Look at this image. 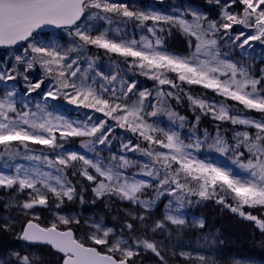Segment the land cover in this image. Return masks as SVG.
I'll return each instance as SVG.
<instances>
[{
	"label": "trees",
	"instance_id": "16d2710c",
	"mask_svg": "<svg viewBox=\"0 0 264 264\" xmlns=\"http://www.w3.org/2000/svg\"><path fill=\"white\" fill-rule=\"evenodd\" d=\"M191 1L193 2H190V0H109L110 3L125 4L130 11L143 12L148 15L149 9H160L165 13L173 14L171 15L173 17L177 16L178 13L174 12L177 10H182L186 17L190 16L189 10L184 9V5L192 7V3H194L193 10L196 14L206 18L201 22H221V9L224 0H221L220 4H217L216 0ZM242 10V5H233L231 8L233 13H242ZM94 13L97 15H93ZM101 14L108 15L112 19L114 30L124 39H136L138 35H151V37L160 41V45L166 51L179 55H188L195 48L196 39L184 32L179 25L163 21L153 22L151 20L141 24L136 18L103 13L98 9L86 11L83 18L84 25L81 27L84 28L87 24L91 28L88 33L93 36L98 35L102 23L98 24L96 20L99 19ZM75 27L34 35L30 42H26L19 47L0 50V73L4 77L8 75L15 77L14 80L0 79V92L2 93L7 85L13 89L16 95L32 101L39 99L48 103L59 113L75 116L81 115L83 111L92 112L96 125L100 121H105L104 127L95 136L91 137L68 136L61 138L60 133L55 132L57 145L55 147L28 141V147L25 148L18 141H13L11 149L6 152L4 146L0 145V153H2L0 162L11 167L12 165L25 166L29 161H38L41 164H48L47 161H52L51 167L62 177L64 183L73 187L75 191L71 200L63 197L59 202H48L47 205L56 204L55 210L59 213H75L78 221V223L72 221L69 225L57 222L58 228H71L76 238L84 241L86 245H94L88 239L90 226L86 224V221L93 217H99L137 252V255L130 258V264H190V260L182 257L176 251L166 248V245L170 239L176 242L191 243L205 232H213L220 241L221 248L228 254L252 261L264 262V232L255 221L248 220L246 217L240 216L239 213L232 212L231 208L226 205L235 206L236 202L230 194H225L219 187L217 188V194L208 199H201L198 195L177 189L182 197L179 204L185 223L176 225L167 220L165 201L171 196L178 197L169 194L170 189L174 188L175 184L160 185V180L164 179L167 174L163 161L157 162L155 159L156 152L149 148L148 142L139 132H132L127 125L123 128L120 127L115 119L106 116L95 108L85 107L83 104L69 103L64 93H68L69 96L75 93L71 88L58 91L59 81L57 75L58 72L64 71L65 78L69 83H76L78 86L83 84L97 89L100 97L108 100L112 106L118 103L132 106L137 99L140 100V92H146L147 95L143 99L140 115L143 118L153 120L154 123H163L164 127L170 132H175L178 135L183 144H192L193 139L197 138L201 139V146L205 151H208L205 149L208 146L214 147L218 152H222L218 150L219 147H224L226 151H223V153L226 155L229 154L231 149H234L235 152L239 149L242 151L243 144L237 148L238 142L232 139L229 134L230 130L237 127L236 125L229 120L215 119L213 112H210L207 107L202 109L189 99V97L197 98L198 96L208 99V95H214L213 89L205 88L202 84H189L186 81H181L178 76L170 71H164V79H170L173 83L161 85L158 80L152 78L154 74L148 73L145 75L144 72L147 70H142L138 66L139 61L134 60L132 57H124L118 53L108 52L106 49L94 45L72 48L71 43L72 39L75 38ZM149 28H153V31L149 32ZM240 32H244L246 36L255 34L253 29L245 28L243 25H234L227 35H225V30L221 28L212 36L218 42L215 49L234 62L243 65L254 78L260 79L261 70L264 69V41H250L248 45L241 48L240 44L243 43V38L240 41L235 39ZM29 44L51 46L61 51V53H67L65 61L62 62L64 67L53 66V72L47 74L38 60L33 63L31 68L27 67L26 62L17 63V56H24L27 53V59H32L38 55L32 52ZM78 52L83 53V56L90 60L88 68L82 65ZM73 61H75V64L71 70H68L66 65L71 64ZM72 71L77 73L75 77L71 76L70 72ZM88 72H94L96 75L94 84L88 78ZM40 81H43L41 87L29 93L27 90L29 85ZM130 84L134 85V88L131 92H128V85ZM173 84L175 87H173ZM258 88L264 89V83L258 85ZM48 91H52L55 98L45 97L44 93ZM125 92H128L127 97L123 95ZM168 93H172V95H168ZM225 104L230 114L251 115L264 120V114L246 109L237 101L226 98ZM152 112L156 114L154 116L148 115ZM117 114L123 115V111L114 113V115ZM181 117L183 120L180 119ZM241 129L248 131L253 138L258 131L252 127ZM101 133L104 135H101ZM119 136L123 139L122 142L117 141L116 138ZM218 137L225 143L217 146L215 141ZM94 138L96 139V146L93 153L99 157V160L111 163L126 175L147 173L145 161L152 163L153 175L150 178V183L146 184L148 186L138 193V199L154 201L152 207H143L138 202L123 199L119 195L110 192L97 197L93 192V188L100 183L101 178L90 165H85L80 160L70 161L67 166L57 163V159L53 155L56 148H79ZM101 139L104 141L103 143H100ZM240 140H243V138ZM144 150L151 151L153 155H147ZM37 156L40 157L39 160L31 158ZM44 157H47V160ZM121 157L128 161L126 165ZM249 158H251V155L246 153L240 156L241 160H249ZM178 167L179 165L173 162L171 171L174 173ZM85 170L90 175H94L96 180L89 181L86 176L82 175L81 173ZM179 182L181 184L187 183L190 187H198L195 181L191 180L190 177H186L182 172L179 175ZM27 193L28 190H21L18 184L10 188L0 187V196L9 194L21 200L28 198ZM161 193H163V196L160 198ZM221 195L225 196V203L223 204L218 203ZM33 210L37 212V217H31L18 205H11L6 212L8 219H5L1 216L3 209L0 205V257L10 255L4 264H21L16 255H11L14 253H18L20 257L28 256L30 264H61L62 257L52 251L50 247H29L20 241L18 233L28 219L33 218L42 226H48L53 220L57 221L50 206H39L33 208ZM243 210L257 216L259 219H264L260 206H244ZM195 220H200L203 226H197ZM157 222L160 223V227H157ZM6 224L8 225L7 228L5 227ZM129 224L132 225L131 229L127 227ZM137 239H147L155 243L160 256L143 248L142 245L137 247L133 243ZM94 246L98 250L104 251L102 246Z\"/></svg>",
	"mask_w": 264,
	"mask_h": 264
},
{
	"label": "snow or ice",
	"instance_id": "6c2138e0",
	"mask_svg": "<svg viewBox=\"0 0 264 264\" xmlns=\"http://www.w3.org/2000/svg\"><path fill=\"white\" fill-rule=\"evenodd\" d=\"M216 3L220 4L221 0H216ZM233 5H242V13H233L231 11ZM91 9H98L103 13L122 15L127 18H136L141 24L151 20L153 22L163 21L179 25L184 32L195 37L196 54L203 52L208 59L200 60L198 64H193L189 58H181L156 50L151 44L144 45L141 48L137 46L136 41L129 43L117 42L108 38L105 32H100L99 35L93 36L88 31L82 30L81 27H76L74 35L79 37V41L82 42L79 45L80 48H83L84 45H95L106 49L108 52L118 53L124 57H132L134 60L139 61L138 66L142 70H148L144 72L145 75L148 72H152L154 74L152 78L158 80L161 85L173 83L170 79L161 78V70L170 71L176 73L181 81H186L189 84H202L205 88L214 89L225 97L238 101L246 109H254L264 114V89L258 88V85L264 83V69L261 70V78L257 79L245 67H238L236 63L227 60H219L218 53L214 51L218 43L217 39L209 38L214 36L221 28L225 30V35H227L234 25H243L245 28L253 29L255 34L246 36L244 32H240L235 39L240 41L243 38V43L240 44L241 48L248 45L250 41H264V0H224L221 9V22L207 21L206 28L201 23L206 18L196 13H193V22L189 23L179 17L147 15L143 12L130 11L125 4L110 3L109 0H0V45H15L18 41H27L33 37L35 30L41 28L42 25L76 26L86 11ZM93 15L97 14L94 13ZM100 18L105 19L106 17ZM148 31L152 32L153 28H149ZM156 43L159 45L160 41L157 40ZM29 47L34 54L38 55L32 59H27V53L24 56H17V63L26 62L27 67L31 68L33 63L38 60L47 74L53 72V66L64 67L62 62L65 61L67 53H61V51L51 46L29 44ZM74 64L75 61L67 64L66 68L71 70ZM70 74L73 77L77 75L75 71L70 72ZM222 76L227 78L221 79L220 77ZM0 79L14 80L15 77L12 75L4 77L0 73ZM57 79L59 81L58 91L66 88H71L74 91L75 94L72 96L64 93L69 103L83 104L85 107L95 108L106 116L115 119L120 127L123 128L127 125L132 132H139L149 143L160 144L163 148L169 150L167 154L156 152L155 159L157 162L162 160L164 168L167 170L165 178L160 180V185L175 184V187L170 189V195H177L178 199H181L182 197L177 192V189H181L190 194L198 195L201 199H208L217 194V188L219 187L225 194H230L236 202L235 206H226L230 207L232 212L239 213L240 216L255 221L262 232H264V219H259L257 216L246 213L243 210L244 206H264V120L241 119L238 116L230 115L229 110L223 106L220 107L218 114L213 111V115L218 120H230L234 125H253L258 130L254 138L248 131L238 132L234 136V139L238 141L236 147L239 148L243 144L249 153L252 154L247 164H240L241 168L249 172V176L241 178L222 167L195 160L194 158L189 159V154L185 151V148L191 147V145H184L175 132H163V130H158L146 124L140 115L142 107L135 105L129 107L126 104L122 105L119 103L112 106L108 100L97 96L91 87L69 83L65 78L64 71L58 72ZM42 83L43 81L30 84L27 89L28 92L31 93L40 88ZM173 87H175L174 84ZM133 88L134 85H128V92H131ZM128 92L123 95L127 97ZM146 95V92H140L141 105ZM168 95H172V93H168ZM44 96L55 98V94L52 91L45 92ZM189 99L193 104H199L202 109L206 107L202 100L192 97H189ZM37 108L43 113V109L39 105H37ZM121 110L124 115H114V113ZM13 113L15 116L11 115ZM155 114V112H152L148 115L154 116ZM180 119L183 120L182 117ZM136 121H139V123H136ZM104 124L105 121H100L98 125H94L91 128H87V126L81 128L73 127L70 122L65 121L63 125H57L46 115L38 117L35 112H19L15 106L12 92H8L3 99H0V145L4 146L6 152L11 149L13 141H18L25 148L28 147V141L55 147L57 145L54 133L59 131L61 127L65 129V131H60L61 138L68 136H95L104 127ZM157 131H160L166 137L167 143L164 140L155 139L150 134ZM101 135L104 134L101 133ZM240 137H243V140H240ZM103 142L101 139L100 143ZM215 143L219 146L224 144L225 141L218 137ZM218 150L226 151L224 147H219ZM144 151L149 156L153 155L151 151ZM31 158L40 159L38 156ZM44 159L47 160V157H44ZM77 160L95 168L100 176L105 177L110 182L105 184L101 181L93 188V192L97 197L110 192L119 195L123 199L137 202L138 193L148 186L143 180L133 182L124 180L121 182L119 173L114 172L113 168L110 167L105 170L99 164H95L75 152L69 153L67 158L58 157L57 163L67 166L70 161ZM121 160H123L125 165L128 163L123 157H121ZM47 162L50 166L53 164L52 161ZM173 162L179 165L174 173L171 171ZM21 171L18 167L17 175L0 174V186L10 188L18 184L21 190L32 189L34 195L30 193V199L22 205L23 209H33L35 205L48 204L47 193L43 192L42 188L47 189V192L52 193L57 198L67 197L69 200L73 198L75 189L62 183L61 176L51 177L59 185L58 188L49 183V175L47 173L42 174L37 170H32L31 172L23 170L21 174ZM181 172L195 181L198 187H190L187 183L181 184L179 182ZM81 174L86 176L89 181L96 180V177L90 175L87 170ZM147 174L149 176L153 175L151 171ZM38 185L41 187H38ZM140 203L144 202L140 201ZM218 203H225L224 195L220 196ZM145 206L147 207L148 205L145 204ZM166 219L176 225L185 223L184 220L177 219L171 215L167 216ZM59 220L63 225H69L72 222L63 216L59 217ZM160 226V223L157 222V227ZM201 226H203L202 223ZM5 227L7 228L8 225L6 224ZM94 227L96 228V233L90 235L88 239L96 246H104L107 249L106 252L98 250L95 246H86L84 241L74 238L71 228L61 231L56 223H53L51 227L42 228L29 220L23 227L19 238L24 241L44 242L51 245L59 253H63V264H130V258L137 255L132 246L121 239L111 240L110 233L113 232V229L105 228L102 230V234H99L101 233V226L97 224ZM127 227L131 229L132 225L129 224ZM133 243L137 247L142 245L143 248L151 250L157 256H160L157 245L147 239H137ZM117 253H119V257H117ZM14 255L21 261V264H30L28 256L20 257L18 253H14ZM181 255L187 254L182 253ZM161 259L163 258L161 257ZM199 259L207 264L203 256L199 257Z\"/></svg>",
	"mask_w": 264,
	"mask_h": 264
},
{
	"label": "rangeland",
	"instance_id": "374dc122",
	"mask_svg": "<svg viewBox=\"0 0 264 264\" xmlns=\"http://www.w3.org/2000/svg\"><path fill=\"white\" fill-rule=\"evenodd\" d=\"M148 14L149 15L155 14V15H160V16H171V14L165 13L159 9H149ZM182 14H184V13L182 12L181 14H177L176 17H179L180 19H185L189 23L193 22V19H194L193 13H191L192 15L189 17H185ZM100 17H106V18L101 19ZM100 17H99V19L96 20L97 23H99V24L102 23L100 30H99V33L105 32L106 35L108 36V38L114 39L117 42L123 41L125 43L136 41L137 46H139L141 48L144 45L151 44L154 49L159 50V51H163V52H167V51L163 50V48L160 46V44L157 45V43H156L157 40L155 38H150V37H147L145 35H138L137 38L134 40H124L122 38V36H120L114 30V28L112 26V19H110L108 17V15L101 14ZM201 23L203 24V26L205 28L207 27V23H203V22H201ZM152 24H154V23L152 22ZM81 29L88 31L91 28L87 24H85V27L84 28L81 27ZM74 33H75V31H74ZM209 38H212V36ZM81 44H82V42L79 41V37L75 36V38L72 39L71 47L72 48H78L79 45H81ZM214 51H216L218 53V59L219 60H227V61L232 62L229 58H227L226 56H224L223 54L218 52L217 49H214ZM167 53H169L171 55L179 56L181 58H189L193 64H198L200 60L208 59V57H206L203 54V52H201L200 54H196V48H194V50L186 56H181V55L170 53V52H167ZM78 54H79L80 59L82 61V65L85 68H88L90 66V60L86 56H83V53L78 52ZM232 63H234V62H232ZM213 66H215V65H213ZM238 67H240V66H238ZM164 71L165 70H161V72H162L161 78L162 79H164V77H165ZM148 73L153 74L152 72H148ZM172 74L177 76L176 73H172ZM220 78L226 79L227 77L222 76ZM90 81H92L94 83L95 79H94L93 75L90 77ZM86 83H88V81H86ZM93 90L96 92L97 96L100 97L99 91L97 89H93ZM213 91L215 92L214 95H208V99H204L201 96H198L197 98H194V99L204 101V104L206 105V107L209 109L210 112L215 111L218 114L220 107H222V106L225 107V102H224L225 96L223 94L217 92L214 89H213ZM8 92L13 93V100L15 102V106H16V103L19 102L18 108H17L19 112H23V111L35 112L38 117L41 115H46L49 119L52 120V122L54 124H57V125H63V123L65 121L70 122L73 127L83 128L84 126H87V128H91L92 126L96 125V120L93 117L94 114L92 112L83 111V112H81V115H79V116H71L68 114H61L55 108L49 107L46 103H44L40 100H34L33 103H31L32 102L31 100H27L20 95L14 94V92L11 89H9L8 87L3 92V94H0V99H3ZM37 105H39L40 108L43 109V113H41L38 110ZM133 105H135L137 107H142V105L140 104V100H137ZM197 105L200 107L199 104H197ZM129 107H131V106H129ZM11 115L15 116V114L14 115L11 114ZM123 115H124V113H123ZM231 115L238 116L241 119H250V120H254V121H259L257 118H255L253 116H244V115H240V114H231ZM213 117L215 118L214 115H213ZM143 120L146 124L151 125L158 130H163V132H170L166 127H164L165 125L163 123L162 124L161 123H154L153 120H151L149 118L147 119L146 117H144ZM136 123H139V121H136ZM235 125L237 126L236 129L229 131L232 139H234V136L236 133L245 131L241 128H244V127L255 128L253 125H240V124H235ZM60 131H65V129L63 127H61L60 130L57 132L60 133ZM150 134L153 135V137L155 139H161V140H164L165 143H167L166 137H164L160 131L153 132ZM240 138H243V137H240ZM116 139H117V141H120V142L123 141L121 136L117 137ZM148 144H149V148L155 152H162V153H166V154L169 152L168 149L163 148L162 145H160V144L149 143V142H148ZM95 145H96V139L94 138V139H91L87 144L80 146L78 149H68V148H62V147L56 148L55 151L53 152V155L56 159H58V157H62V158L67 157L69 153L75 152L78 155L84 156L85 159L91 160L95 164H99L105 170L110 168V167L113 168L114 172L119 173L121 182H123L124 180H127L128 182L143 180V181H145L146 184L150 183L151 176H149L147 173L150 171L152 172V170H153L152 163L145 161V165H146L145 167H146L147 173H143L141 175H135V174L126 175L118 167H116L110 163H100L98 161V158L91 151ZM189 145H191V147L185 148V151L189 154V159L194 158L195 160L203 161L205 163L213 164L214 166L222 167L224 169L230 170L234 175L239 176L241 178H245V177L249 176L248 170L240 167V164H247V162H248V160H241L240 159V155L242 154L241 152L237 151L235 153L234 152L232 153V149H231V150H229L228 156H226L224 154H220L221 155L220 156L219 153L212 146L205 147V149H207L208 151L203 150L202 146H201V141L197 138H194L192 144H189ZM197 145H199V146H197ZM44 146H46V145H44ZM242 148L244 151H246V153L248 155L252 156V154L249 153L248 149L244 145L242 146ZM18 167H19V169L22 170L21 174L23 173V170H27L29 172H31L32 170H37L42 174L47 173L49 175V183H51L53 186H56L59 188V185L56 184V181L54 179H51V177L59 176L56 174V171L53 169V167H51L48 164H41L38 161H29L25 166L12 165L10 168L2 166V164L0 163V174L9 175V176L17 175V168ZM93 169L96 172L95 168H93ZM100 178H101L100 182L103 181L105 184L110 183L105 177L100 176ZM61 182L63 183V181H61ZM3 187H5V186H3ZM38 187H41V186L38 185ZM27 190H28V193H27L28 198L27 199L18 200L15 196H12L9 194H3L0 196V205L3 209L1 216L3 218L8 219L6 212L9 210L11 205H18L21 208H23L22 205L30 199V193H32L34 195L32 189H27ZM41 190L43 192L47 193L48 202H50V203L53 201H55L57 203L63 198V197L57 198L52 193L47 192V189L42 188ZM162 196H163V193L160 194V198ZM140 201H143L144 203H140ZM137 202L143 207H146L145 204L148 205L147 207H152L154 205V203L152 201H149L147 199H138ZM165 202L167 205V208H166V215L167 216L171 215V216L176 217L177 219H183V214H182V211L180 209V204H179L180 199L171 196V198L167 199ZM41 206H50L51 211L55 214V216L59 222H60L59 217H61V216L65 217L67 219H70V220H74V221L77 220V216L74 213H59L58 211H56L55 210L56 204H54V205H41ZM33 208H35V206ZM260 208L263 212L262 215L264 216V206H260ZM23 210L25 213L29 214L30 216H36L37 212L33 209H23ZM53 223L57 224L56 221H54ZM87 224L92 226V229L89 232L90 235H92L93 233H96V228L94 227V225L99 224L101 226V233H99V234H102L103 229L111 228V227L105 225L100 218H95V217L93 219H91V221H87ZM196 224H197V226H201L200 222H198V221H196ZM110 239L113 241L116 239H121L122 241H124L123 238L121 236L117 235L114 231L112 233H110ZM166 248H170V249L176 251L177 253H179L180 255L182 253L187 254V255H181V256L190 260V264H205L204 261H201L199 259V257H201V256H203L205 258V261H207V264H264L261 262H255V261H251L249 259H245L242 257H238V256L228 254L225 250H223L221 248L220 241H218V239L216 238V236L213 232L212 233L205 232L198 239L192 241L191 243H185V242L179 243V242H176V241L170 239L166 245ZM5 260H6V258L0 257V264H4Z\"/></svg>",
	"mask_w": 264,
	"mask_h": 264
},
{
	"label": "water",
	"instance_id": "95a60500",
	"mask_svg": "<svg viewBox=\"0 0 264 264\" xmlns=\"http://www.w3.org/2000/svg\"><path fill=\"white\" fill-rule=\"evenodd\" d=\"M59 27H64V26H56V25H42L41 26V28H39V29H36L35 30V32L34 33H36V32H42V31H47V30H51V29H58ZM24 41H18L17 42V44H15V45H0V49H8V48H12V47H16V46H19V45H21L22 43H23ZM34 224H37L36 222H34V221H32ZM28 223V222H27ZM27 223H25L24 224V226L27 224ZM23 226V227H24ZM40 226V225H39ZM40 227H42V226H40ZM49 227H51V226H49ZM42 228H47V227H42ZM60 230V229H59ZM66 230H68V229H65V230H61V231H66ZM22 231H23V228H22ZM22 231H21V233H22ZM20 233V234H21ZM22 240V239H21ZM22 241H24V240H22ZM24 242H26V243H28V244H32V245H38V244H46V245H49V244H47V243H44V242H29V241H24ZM49 246H51V245H49ZM52 247V246H51ZM52 249H54V248H52ZM54 250H56V249H54ZM57 251V250H56ZM62 255H63V253H61ZM62 264H63V262H62Z\"/></svg>",
	"mask_w": 264,
	"mask_h": 264
}]
</instances>
